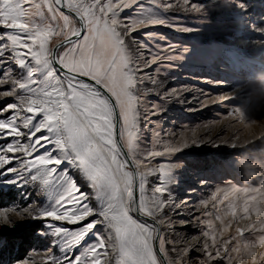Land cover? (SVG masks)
Returning a JSON list of instances; mask_svg holds the SVG:
<instances>
[{"label":"rangeland","instance_id":"1","mask_svg":"<svg viewBox=\"0 0 264 264\" xmlns=\"http://www.w3.org/2000/svg\"><path fill=\"white\" fill-rule=\"evenodd\" d=\"M190 2L199 10L194 11L183 0H138L117 18L122 22L134 18L167 21L141 25L124 40V54L133 66L150 64L135 73V149L130 152L126 139L120 136L137 169L139 207L149 216L144 211L147 208L159 223L171 264H264V0ZM70 17L72 27L79 28ZM44 19L52 20L47 10ZM54 23H62L58 15ZM7 31L27 35L0 27V34ZM56 42L53 40V45ZM0 43L7 45L9 40ZM64 51L61 47L58 52ZM19 55L29 67L21 68L16 56L5 50L0 74L11 70L16 80L25 82L30 68L42 65L24 56L22 48ZM150 56L159 60H147ZM47 71L35 72L31 79L43 81ZM31 94L26 89L15 93L17 97ZM15 102L14 97L0 96V106ZM9 142L11 138L0 139V147ZM183 144L188 146L178 152L164 151L169 145ZM48 151L62 163L54 166L56 171L47 184L42 178H33L39 175L38 169H21L24 157L19 153L21 159L10 166L19 171L0 169V210L8 211L13 219L12 223H0V264H20L25 259L29 264H45L49 255L79 254L99 238L105 240L106 247L112 244L103 221L78 246L65 247L70 236L56 229L71 233L80 230L82 222L71 224L12 211L55 209L66 200L64 175L87 193L91 208L100 210L106 203L96 195L79 162H73L70 150L49 146ZM156 152L160 155L148 158ZM117 161L121 166L117 176L122 178L130 206L128 215L155 234L153 224L132 212L133 178L120 150ZM160 188L164 192L158 191ZM89 219L99 221L100 217ZM109 261L115 264L111 253L104 264Z\"/></svg>","mask_w":264,"mask_h":264},{"label":"snow or ice","instance_id":"2","mask_svg":"<svg viewBox=\"0 0 264 264\" xmlns=\"http://www.w3.org/2000/svg\"><path fill=\"white\" fill-rule=\"evenodd\" d=\"M137 2L39 0L37 3L35 0H0V27L27 33L26 36H18L11 31L0 34V41L9 40L7 45L0 43V60L5 50H8L16 56L15 62L21 68L29 67L19 55L22 48L24 56L42 65L30 68V78L25 82L16 80L11 70L6 69L0 74V88L7 86L6 90L0 91V96L14 97L16 101L0 106V117H3L0 118V139L11 138V142L0 147V169L19 171L10 167L14 161L21 159V156L16 155L19 153L24 157L21 169L25 172L38 169L39 175L33 178H42L47 184L56 171L54 166L61 163L60 159L53 158L48 151L49 146L65 152L70 150L74 154L73 162H79V167L96 190V195L106 201L100 210L91 208L87 193L78 189L64 175L62 179L67 183L66 200L55 209H12L23 216H48L71 224L82 222L83 227L71 233H66L63 228L56 229L57 233L70 236L65 247L78 246L100 221L107 225V235L112 244L106 247L105 240L99 238L79 254L60 257L49 255L45 264H104V259L110 253L115 264H160L157 251L165 257V264H171L167 259L163 237L156 240L157 247L154 248V232L137 224L128 215L129 202L121 187L122 178L117 176L121 168L117 161V135L126 139L130 152L135 149V73L150 66H133L129 56L124 54V40L126 35H131L141 25L167 23L165 20L148 18H134L124 22L117 19L124 9ZM183 3L191 5L194 11L199 10L190 0H183ZM25 4L31 7L25 8ZM61 8L69 10L81 21L79 28L72 27L71 17ZM45 10L52 16V20L44 19ZM57 15L62 23H54ZM121 28L128 31H118ZM61 37L62 42L59 41ZM53 40H58L55 46ZM60 47L65 51L58 52ZM141 58L144 59L143 54ZM153 59L159 60L154 56L147 60ZM44 69L48 71L43 81L31 79L35 72ZM37 83L43 84V87H31ZM101 88L108 95H104ZM25 89L32 94L15 95ZM114 111L115 115L123 117V128L114 127ZM25 137L28 138L27 143H21ZM187 146L169 145L164 151L178 152ZM151 155L159 156L160 153H149L148 158ZM158 191L164 192V189ZM128 195L131 196L130 189ZM144 211L152 215L147 208ZM94 215H98L100 220L89 219ZM12 221L8 211L0 210V223ZM191 251L194 252V249ZM20 264H29V260L25 259Z\"/></svg>","mask_w":264,"mask_h":264},{"label":"water","instance_id":"3","mask_svg":"<svg viewBox=\"0 0 264 264\" xmlns=\"http://www.w3.org/2000/svg\"><path fill=\"white\" fill-rule=\"evenodd\" d=\"M60 10L65 12L66 14L72 16L73 18H75V20L78 22L79 27H80L81 21L74 14L70 13L69 10L64 9V8H61ZM60 41L62 42L63 39L60 40ZM57 43L58 42H56L54 44V46ZM60 48H58L57 51H59ZM88 82H90V81H88ZM101 92L104 95H108V93L103 88H101ZM114 127L118 128V129L120 128V116L115 115V111H114ZM116 143H117V145L119 147L120 152L123 155V158L125 159V161L129 165L131 173H132V178H133V184H132V212L137 218L145 220V221L153 224V226L155 228V235H154V238H153V245H154V248H156L157 247V241L156 240L161 235L160 225L155 219H153L152 217L147 216V215H145L144 213L141 212L140 207H139V197H138L139 196V194H138L139 193V186H138L139 181H138L137 169H136L135 164H134L132 158L130 157L127 149L125 148L124 144L122 143L120 135H117ZM157 256L161 260L162 264H165V261H164L165 257H163L158 251H157Z\"/></svg>","mask_w":264,"mask_h":264},{"label":"trees","instance_id":"4","mask_svg":"<svg viewBox=\"0 0 264 264\" xmlns=\"http://www.w3.org/2000/svg\"><path fill=\"white\" fill-rule=\"evenodd\" d=\"M10 246H13V242H10ZM17 248H18V246H17Z\"/></svg>","mask_w":264,"mask_h":264},{"label":"bare ground","instance_id":"5","mask_svg":"<svg viewBox=\"0 0 264 264\" xmlns=\"http://www.w3.org/2000/svg\"><path fill=\"white\" fill-rule=\"evenodd\" d=\"M62 163V162H61ZM20 168V167H19ZM21 177V176H20Z\"/></svg>","mask_w":264,"mask_h":264}]
</instances>
